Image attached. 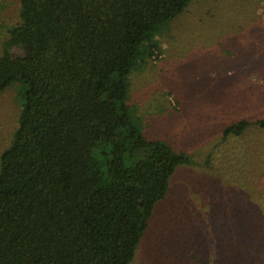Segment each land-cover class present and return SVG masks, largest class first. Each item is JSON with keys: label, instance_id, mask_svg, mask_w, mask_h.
<instances>
[{"label": "trees", "instance_id": "1", "mask_svg": "<svg viewBox=\"0 0 264 264\" xmlns=\"http://www.w3.org/2000/svg\"><path fill=\"white\" fill-rule=\"evenodd\" d=\"M189 1L19 0L0 54V92L22 84L0 155V264H130L188 157L133 124L128 76L157 55L160 22ZM189 254L179 260H196ZM246 255L243 264H264V244Z\"/></svg>", "mask_w": 264, "mask_h": 264}, {"label": "rangeland", "instance_id": "2", "mask_svg": "<svg viewBox=\"0 0 264 264\" xmlns=\"http://www.w3.org/2000/svg\"><path fill=\"white\" fill-rule=\"evenodd\" d=\"M18 11L19 0H0V54ZM155 37L157 55L128 76L129 115L147 138L188 158L170 175L130 264H243L246 249L264 244V127L256 122L264 119V0H190ZM21 89L14 81L0 92V155L18 125ZM244 118L239 134L224 133ZM185 251L196 260H179Z\"/></svg>", "mask_w": 264, "mask_h": 264}]
</instances>
